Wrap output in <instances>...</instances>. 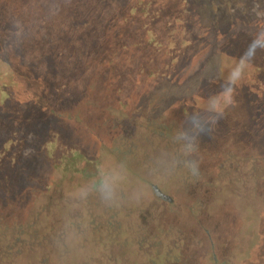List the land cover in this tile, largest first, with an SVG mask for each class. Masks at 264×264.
Masks as SVG:
<instances>
[{"label": "rangeland", "instance_id": "obj_1", "mask_svg": "<svg viewBox=\"0 0 264 264\" xmlns=\"http://www.w3.org/2000/svg\"><path fill=\"white\" fill-rule=\"evenodd\" d=\"M125 1L127 7L134 3L106 0L110 8L102 15L110 18L105 24L103 21L104 28L97 34H110V39L117 35L118 44L122 41L128 46L123 55L120 47L121 58L132 61L142 53L143 65L163 45L165 51L161 50L155 64L149 65L157 66L160 74L168 68L170 77L157 83H136L138 77L130 71L132 65H125L119 85L121 93L106 95L99 85L88 88L83 80L97 78L92 71L81 69L83 66L73 70L78 61L73 58L64 68L63 83L67 74L72 86L82 85L87 95L75 105V89L65 85L66 94L64 90L59 93L63 114H52L46 123L38 122L27 133L28 138L32 137L37 129L36 136H45L41 137L44 140L49 137L51 124L60 132L59 145L66 148L72 142L86 158L97 159L99 165L126 162L132 175L129 187L146 180L160 194L118 207L124 229L113 231L116 227L111 226L118 224L115 219L110 225L108 214L112 216L115 208H106L95 198L83 203L73 199V190L95 176L83 175L87 161L76 163L71 171L55 172L44 166V153L36 149L25 162L30 168V163L39 161L37 172L44 170L51 188L47 196L33 192L19 205L13 203V183H8L12 187L9 195L0 188V233L14 239L12 228L18 222L14 220L27 227L34 214L41 211L43 225L48 223L56 228L48 240L58 242L47 256L59 264H213L212 252L207 251L204 242V230H208L210 249L219 261L222 262L223 253L228 259L221 264H264V246L257 239V232L264 229V218L254 214L258 208L264 217V60L261 61L260 49L253 43L264 34L258 30L255 16L247 6L252 0H164L170 18L164 21L169 25L161 24L155 34L157 42L151 43V32L145 29V24L150 23L149 14L137 20L127 18L126 23L122 16L128 14L114 17L117 7ZM127 32L131 35L124 38ZM137 43L142 47L137 49L139 52H135ZM150 44L154 50L146 53ZM240 69L243 76L235 87L234 102L228 104L224 89L229 86L231 75ZM3 72H7V65L4 68L0 63V151L13 134L27 137L26 129H18L21 122L13 112V108L24 106L25 88L19 79L13 78L17 77L13 68L8 69L9 76ZM218 105H226L223 117L212 135L200 141L199 179H193L183 167L165 172L167 161L181 154L175 130L192 113ZM12 155L13 150L5 159ZM60 159L61 164L66 163L64 158ZM149 170L159 173L155 182L149 178ZM10 180L13 181V173ZM24 180L19 185L22 190ZM164 197H170L172 205ZM71 212L78 218L74 220ZM125 214L129 216L125 218ZM179 230L185 232V237ZM69 232L75 234L74 241L66 239ZM23 234L22 239L30 242L26 246H30L33 233ZM139 234L149 236L145 240L151 244L138 245L144 242L136 239ZM44 254L43 249H33L23 257L31 261Z\"/></svg>", "mask_w": 264, "mask_h": 264}, {"label": "trees", "instance_id": "obj_2", "mask_svg": "<svg viewBox=\"0 0 264 264\" xmlns=\"http://www.w3.org/2000/svg\"><path fill=\"white\" fill-rule=\"evenodd\" d=\"M162 1L164 0H134V3L129 7H127L128 2L125 1L122 4L123 6L126 5V7L122 5L119 6L120 8L117 7L114 17L117 18L118 15L122 16V14H128V16H122L126 23L127 18L133 20L136 18L137 20L139 16L143 18L149 14L150 23L147 25L145 24V29L148 30V33H153L149 34V43L152 41L157 42L155 34L157 33L158 27L161 24H164L165 27L166 25L168 26L169 22L166 24L164 19L170 20V18H168L169 10L163 5ZM252 1L248 3L247 6L255 16L253 18L257 21L258 30L264 34V0ZM105 2L106 0H0V63L3 64L4 68L5 65H7V72H3V75H11L8 69L10 67L13 68V71L17 74V77L13 76V78L19 79V82L22 83L25 88L23 91V94H25L23 98L25 102L24 106L13 108V112L18 122H21L18 129H26L25 134L27 137L24 138V135L20 137L17 133L13 134V138L7 139L6 144L0 151V186H2L0 188H3V191H6L7 195H9L10 192H12V187L8 186V183H13V198L15 197L16 201L13 203H17V205H19L20 202L21 204L25 203L33 192L35 194H45L47 196L51 188L50 184H48V180L43 174L44 170L41 168V170L37 172L40 169V167L37 166L39 161L30 163V168L28 166L29 163L27 164V162H25V160H28L27 157H30L36 149L43 151L45 159L42 161L44 162V166L46 165L51 171H59L61 173L64 171H71L76 163L79 164V162H84L86 160L87 168L84 170L83 175H96L97 173L99 167L98 160L91 157L86 158V154L79 151L72 142L67 145L66 148L59 145L60 132L55 131L51 124L49 137L43 140L42 138L45 136H36L38 130L35 129L36 134L28 138L27 132H31L38 122L46 123L52 114H57L58 112V114H63V104H61L59 93L64 90L62 92L66 94L65 89H63L64 86H72L71 81L67 78V74L64 76L66 77V79L64 78L66 82L63 83V72L67 64L72 63L73 58L78 60L72 68L73 70H75L76 67L81 68L83 66L81 69L92 71L95 78H97L91 81L89 79L83 80L88 88L90 86L94 87L95 84L97 86L99 85L102 92H105L106 95L121 93L119 85L124 78L123 73L125 65H132L133 70L130 69V71L134 72L133 75L138 77L135 81L136 83L143 84L144 82H149L147 84H150L152 81L157 83L160 79L163 81V79L165 80L168 76L170 77V74H167L169 71L168 68V70L164 68V72L160 74V69L157 66L149 65L150 62L155 64L156 57L159 59L158 55L161 53V50L164 49L163 45L156 50H154V46L151 44L147 46L146 53L154 50L155 54L143 65V60H141L142 53L139 54V59L133 58L132 61L130 60L131 58H121L118 53L120 47L123 55V51H128V46L122 41H119V44L122 45L119 46L117 35L113 36L116 39H110V34L106 35V37L104 34L103 36L97 34L101 28H104V26L101 27L103 21L105 24L110 18L108 17V19H106L107 16L102 15L104 12H108V8H110V5H107ZM125 8H127V10H125ZM114 17H112V19H114ZM123 35L124 38H127L131 34L127 32ZM139 37V40H141V35ZM257 41L264 42V35L257 39ZM158 43L160 44L159 41ZM164 43L167 45L166 40ZM137 44L135 52H139L137 49L142 48L139 43ZM259 49L260 54H262L261 61H263L264 48ZM163 51H165V49ZM174 60L175 58L173 61ZM126 70L129 71V69ZM73 87L74 86H72V88ZM74 89L73 95L74 98H76V105L87 95V89L82 88V85L81 87H74ZM11 150H13V155L5 159L8 152ZM61 157L62 160L64 158V161H66V163H63L64 167L63 164H61L62 161H59ZM23 172L26 173L23 174ZM12 173L13 181L10 180ZM44 173L47 174V172ZM23 179H25V187L22 190L19 185L23 182ZM143 181L147 183L146 180ZM151 188L155 191H159L154 185H151ZM17 193L19 194L16 196ZM168 199L171 198L169 197ZM168 199H166L167 201L165 200V202L172 205L171 200ZM142 205L140 207H142ZM113 211L114 214L112 216L108 214V222L111 225L116 219L118 225L116 226L114 223V225L111 226L112 228L116 227L113 231H117L119 228L121 232H123L124 223L118 216V213L121 211L118 207ZM259 211H261V209L259 210L257 208L254 214H258V218L261 216L264 218ZM143 213L145 219L147 215L145 211H143ZM15 214L13 210V217ZM70 214L74 220L78 218L75 216L76 214L74 212ZM248 214L250 215V211ZM128 216L129 214H125V218ZM159 217L161 216L159 215L158 218ZM251 217L255 218L254 216ZM43 219L42 212L39 211L34 214L30 225H27V227H24L23 224L19 222L20 220H14L18 221L14 225V228H12V236L15 234L14 239L11 237L5 238L0 233V264H59L58 260L54 262L47 256L49 253L48 251L52 252L54 245L58 243L54 240L53 242L48 240V237L52 235L56 228H53L48 223L47 225H43ZM145 220L147 222L149 221L148 218ZM93 221L94 220L91 221V224H93ZM150 222H152V220ZM75 223L77 224V222ZM262 224V227H264V221ZM94 226L91 225L92 230H95L96 227ZM0 231L2 232V230ZM26 231L33 233L31 237L34 242H32L30 246H26L27 243H30L28 240L22 239L24 236L23 233H26ZM179 231L183 237H185V232ZM204 233L206 235L204 241L205 247L207 251L212 252L211 263L215 264L219 259L218 255L214 254L213 250L210 249L212 245L210 232L204 230ZM112 234L111 231L108 233L109 238L113 237ZM263 235L264 229L257 232V239H259L258 243L261 247L264 246ZM137 236L136 239L138 241H144L142 244L137 242L138 245L151 244L150 241L148 242L145 240V238L149 236L145 237L140 234ZM57 238L59 239L60 237ZM12 239L13 241H11ZM104 239L105 238L102 237V240ZM153 241H155L153 243H159V240ZM47 243L49 247H46ZM33 249L35 251L43 249L45 251V256L41 255L39 258L34 256L33 260L25 261V257H23L24 253H28ZM223 255L224 253L221 256L222 262L219 261L220 263L218 262V264L226 263L228 260Z\"/></svg>", "mask_w": 264, "mask_h": 264}, {"label": "clouds", "instance_id": "obj_3", "mask_svg": "<svg viewBox=\"0 0 264 264\" xmlns=\"http://www.w3.org/2000/svg\"><path fill=\"white\" fill-rule=\"evenodd\" d=\"M253 43L257 49L264 48V42L254 41ZM242 76V69L231 75L229 86L224 89L228 95V104L234 102V90ZM225 107L226 105H218L217 108L210 107L199 113H192L187 121L175 130L174 138L181 149V154L167 161L165 172L172 173L178 167H183L193 179H199L201 175L200 141L203 137L212 135L216 124L223 117ZM148 175L155 182L159 173L149 170ZM131 178V171L126 162L102 163L93 178L73 190V199L83 203L95 198L106 208H117L125 203H140L157 194L151 189L150 184L143 180L129 187ZM66 239L69 242L74 241L75 234L69 232Z\"/></svg>", "mask_w": 264, "mask_h": 264}, {"label": "flooded vegetation", "instance_id": "obj_4", "mask_svg": "<svg viewBox=\"0 0 264 264\" xmlns=\"http://www.w3.org/2000/svg\"><path fill=\"white\" fill-rule=\"evenodd\" d=\"M156 192H157L158 194H160V193H159V191H156ZM164 198H165V197H164ZM165 199H168V197H167V198H165ZM168 200H170V199H168Z\"/></svg>", "mask_w": 264, "mask_h": 264}]
</instances>
